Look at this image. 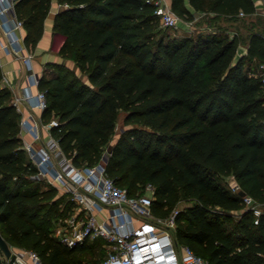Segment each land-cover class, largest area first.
Returning a JSON list of instances; mask_svg holds the SVG:
<instances>
[{
    "label": "trees",
    "instance_id": "16d2710c",
    "mask_svg": "<svg viewBox=\"0 0 264 264\" xmlns=\"http://www.w3.org/2000/svg\"><path fill=\"white\" fill-rule=\"evenodd\" d=\"M56 1L58 55L75 70L48 63L37 87L46 101L41 121L56 120L50 133L63 156L77 167L101 163L130 196L152 185L153 216L177 210L171 234L178 250L187 247L207 264H264V90L250 75L264 63V35L250 33L246 54L236 58L237 33L171 37L146 0ZM50 2L14 3L27 50L43 35ZM170 8L185 21L196 13L217 20L258 14L253 0H170ZM20 119L10 90L0 87V234L43 264H84L74 255L95 247H67L51 229L74 203L52 186L22 188L37 171L25 157ZM226 177L263 207L257 218L220 182Z\"/></svg>",
    "mask_w": 264,
    "mask_h": 264
},
{
    "label": "built area",
    "instance_id": "2783aa9c",
    "mask_svg": "<svg viewBox=\"0 0 264 264\" xmlns=\"http://www.w3.org/2000/svg\"><path fill=\"white\" fill-rule=\"evenodd\" d=\"M16 0H0V21L9 43L7 52L18 54L23 47L14 30L21 28L22 23L13 14ZM155 5L154 15L161 27L176 29L179 18L170 6L161 0H146ZM264 17V2L261 6ZM240 17L245 16L239 13ZM28 79L38 84V77L32 72L29 58H24ZM251 76L260 79L264 90V63H259ZM23 99L30 101L33 108L43 111L46 108L45 95L37 91L34 95L28 89L24 90ZM21 128L30 133L34 140L40 138L37 123L31 117L20 123ZM57 126L56 120H51L46 128ZM25 150L37 171L36 178L47 179L50 185L60 188L67 194L75 207L71 214L59 223L57 239L67 247L95 239L104 240L105 256L98 264H207L187 247L179 250L175 246L171 230L175 227L173 210L167 219L155 218L151 211L153 187L147 184L143 194L130 196L123 188L117 186L105 172L104 165L92 167H77L66 159L58 142L52 136L38 149L30 143H25ZM57 149L60 155L59 164H53L52 152ZM232 193L238 194L237 185L230 187ZM244 203L251 208L257 218L260 214L255 202L248 196H243ZM106 209L107 213L100 220L98 214ZM135 219L140 224L135 225ZM257 222V221H255ZM15 260H4L5 264H43L37 254L31 250L12 251Z\"/></svg>",
    "mask_w": 264,
    "mask_h": 264
},
{
    "label": "crops",
    "instance_id": "0c3cea01",
    "mask_svg": "<svg viewBox=\"0 0 264 264\" xmlns=\"http://www.w3.org/2000/svg\"><path fill=\"white\" fill-rule=\"evenodd\" d=\"M163 3H166L170 6V0H161ZM254 5L256 7L257 13L261 9L262 0H253ZM262 2V3H259ZM191 12L193 10L188 7ZM60 9V5L57 3L56 0H51L50 7H49V13L44 21V30L43 35L37 45L32 50H27L24 46L23 39L25 36V31L23 27L16 28L14 30L15 35L17 36L20 44L23 47L22 52L15 54L12 52L6 51V46L8 45L10 39L9 36L5 33L4 29L2 28L1 21H0V68L3 73V78L0 83V87H6L11 92L12 102L16 106L17 110L21 114L20 123L22 121H27L31 119V117L34 119V121L37 123L38 126V132L40 135V138L38 140H34L33 137L30 135V133L24 131L20 126V137L24 143H30L35 147L36 149L40 148L51 136L50 128H46L45 125L41 121V112L40 110L33 108L30 104V101H25L23 99L24 90L28 89V91L31 94H35L38 91V87L36 84H33L28 79V73L26 66L23 62L24 58H29L30 64L32 67V72L40 78L42 75V72L45 68V65L48 63H57V64H64L69 69L75 70L74 64L70 61L63 60L58 55V50L62 41V38L58 35H55L52 32V23L55 14ZM246 54V48L244 50L239 51L237 58L240 56H243ZM78 72V71H77ZM116 139V136L114 137L113 141H111V144ZM58 149L59 146H58ZM61 151V150H60ZM57 149L55 152H52V160L53 164L58 165L60 155H57ZM230 179V185L229 189L232 186L236 185L235 180L232 177H229ZM46 186H52L47 181V179H44ZM57 190H61L58 187ZM60 192V191H59ZM63 192V190H62ZM64 193V192H63ZM107 213L106 209L101 213L98 214L99 219L101 220L105 214ZM135 225H139L140 219L134 218Z\"/></svg>",
    "mask_w": 264,
    "mask_h": 264
},
{
    "label": "rangeland",
    "instance_id": "374dc122",
    "mask_svg": "<svg viewBox=\"0 0 264 264\" xmlns=\"http://www.w3.org/2000/svg\"><path fill=\"white\" fill-rule=\"evenodd\" d=\"M259 3H262V2H259ZM160 28H162V30H165V32L169 34L171 37H177V38L193 36V35H197L198 33L207 34L212 31H219L222 33L227 32L229 36H232L234 33H237L240 39L242 40V44L238 47V50H237V55H238L239 51L244 50L246 48V38L250 33L255 32V31H260L264 35V17L262 16L261 9L258 11V14L252 19L251 18L250 19L239 18L238 20H228L224 18L217 20V19H212L211 15L204 14V13H196L193 19L190 21H185L179 18L176 29H168V28H164L161 26ZM237 55H236V58H237ZM245 67L248 68V65L245 64ZM253 68H254V65L252 66V68H249L250 72L252 71ZM76 74L78 75L77 71H76ZM121 120H122V113L120 114V117H119L117 130H119L121 126ZM24 146H25V143L23 144V149L25 151V157L26 159L30 160L29 153L25 150ZM30 167L35 169L34 165L31 163V160H30ZM27 180H29L30 183H28L27 185H23L22 187L23 189L25 187H34L36 184L39 186L40 189L47 187L45 185L44 178H36L35 176L34 177L29 176L27 177ZM220 182L226 187H229L231 181L229 177H226V178L221 179ZM59 191H60L59 193L63 195L66 201L70 199L68 196L64 195L65 193H63L62 190H59ZM257 207H258V210L260 211L263 209V207L260 205H258ZM62 221H64V219L61 218L57 222L55 221L52 222L51 229L53 231L52 233L53 237H57L56 235L58 232L59 223H62ZM104 243H105L104 240L100 238L89 241L88 244L95 247V252H96L94 253L95 255L92 254L89 250H85L81 253L75 254L74 256L77 259L81 260L84 264H92L95 258H101L102 260L105 255L104 254L102 255L100 253V250H98L97 245L102 244V247H103ZM9 246H10L11 251L13 252L21 251L20 249L10 244Z\"/></svg>",
    "mask_w": 264,
    "mask_h": 264
},
{
    "label": "water",
    "instance_id": "95a60500",
    "mask_svg": "<svg viewBox=\"0 0 264 264\" xmlns=\"http://www.w3.org/2000/svg\"><path fill=\"white\" fill-rule=\"evenodd\" d=\"M39 79V78H38ZM110 151V148L108 149ZM104 162H106V158H103ZM238 195L243 197L245 196V192L240 190L238 192ZM6 259H9L10 262H13L15 260V255L12 253L10 246L5 241L3 236L0 234V264H5Z\"/></svg>",
    "mask_w": 264,
    "mask_h": 264
}]
</instances>
